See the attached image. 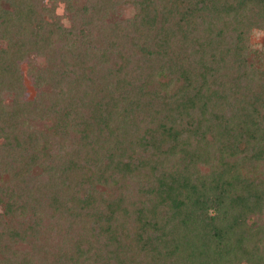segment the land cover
Returning a JSON list of instances; mask_svg holds the SVG:
<instances>
[{
	"label": "trees",
	"instance_id": "trees-1",
	"mask_svg": "<svg viewBox=\"0 0 264 264\" xmlns=\"http://www.w3.org/2000/svg\"><path fill=\"white\" fill-rule=\"evenodd\" d=\"M61 1L0 0V264H264V0Z\"/></svg>",
	"mask_w": 264,
	"mask_h": 264
},
{
	"label": "rangeland",
	"instance_id": "rangeland-1",
	"mask_svg": "<svg viewBox=\"0 0 264 264\" xmlns=\"http://www.w3.org/2000/svg\"><path fill=\"white\" fill-rule=\"evenodd\" d=\"M43 4L45 7L52 8L55 7V15L60 18V21L64 27L70 29L73 25V21L71 19V11L67 10V4L64 1L59 0L58 2H54L53 0H43ZM77 5L78 2H77ZM134 10L132 7H126L123 5V9H121V14L124 16H132ZM53 17L51 14L47 17V20L51 21ZM264 36V31H254L251 37L253 43L260 42L261 37ZM62 40V39H61ZM69 39H66L68 41ZM67 43V42H66ZM256 47V46H255ZM48 66V58L47 53L40 50L39 48L31 47L26 54V58L21 62V69L24 75L23 83L25 86V95L24 97L27 99H33L38 89L35 86L34 76L36 73L42 72ZM11 98L8 97L6 101H10ZM51 120H48V124H51ZM36 128L42 127L40 121H36ZM2 209L0 208V212ZM256 216H251V220H255Z\"/></svg>",
	"mask_w": 264,
	"mask_h": 264
}]
</instances>
